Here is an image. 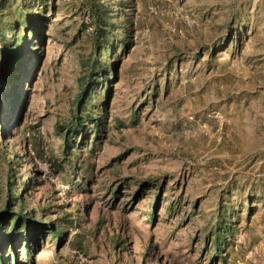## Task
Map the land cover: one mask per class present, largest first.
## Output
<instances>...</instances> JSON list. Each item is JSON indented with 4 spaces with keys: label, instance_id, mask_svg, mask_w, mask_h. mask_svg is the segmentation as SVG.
Masks as SVG:
<instances>
[{
    "label": "rangeland",
    "instance_id": "374dc122",
    "mask_svg": "<svg viewBox=\"0 0 264 264\" xmlns=\"http://www.w3.org/2000/svg\"><path fill=\"white\" fill-rule=\"evenodd\" d=\"M34 27L16 79L0 78V211L10 160L24 211L74 224L18 264H264V0H0V74ZM79 98L102 132L87 125L68 162Z\"/></svg>",
    "mask_w": 264,
    "mask_h": 264
},
{
    "label": "trees",
    "instance_id": "16d2710c",
    "mask_svg": "<svg viewBox=\"0 0 264 264\" xmlns=\"http://www.w3.org/2000/svg\"><path fill=\"white\" fill-rule=\"evenodd\" d=\"M90 13L92 20L95 22L94 25L96 26L95 36L97 38V45H101V48L107 51L109 48L106 47L105 44H100V41L103 40L107 34L106 31L109 25L106 21V14L108 13L98 5L92 6ZM36 34V27L28 31L27 36L17 30L12 41L5 44L6 61L2 73L0 74V78L4 84L12 83L16 79V72L23 67L24 57L22 56L21 50L28 43L27 40H29V36L36 39ZM100 62V59L95 58L94 66H92L91 70H94L95 64L97 65ZM93 74L94 72H91L84 82L82 95L86 96V98L94 94L92 82H94L95 79ZM17 97L14 98L15 106L18 104ZM86 106V101H82L81 98H79L74 108L75 113L72 118L60 128L63 135V155L64 159L68 162H72L74 157L77 159L79 158V155L76 154L79 150L77 149L78 145H76V143L77 140H84V131L87 129V125L90 124L92 126V130H90L89 133L93 132L95 137L94 142H98L100 133L102 132H100L101 127L99 120L94 118L95 113L91 109L88 110ZM101 110L105 111L103 107ZM8 148L9 145H6V143L3 144L2 149L4 152L9 151ZM13 165L14 163L8 160V172L6 174L8 184L7 200L3 210L0 211V264H9V255H13L14 263L18 264L17 249H19V251H24L28 258L31 257L45 235L51 236V238L58 242L64 235L62 234L64 233L62 232V227L66 225L70 227L74 224L71 218L72 215L68 213H61L60 215L54 213L55 216H59L44 221H37L32 214L26 213L24 211L21 192L24 191L25 187H28V182L21 183L15 180L16 174ZM30 180L33 181L34 178H30ZM45 211L46 209L41 208L42 213ZM219 214H221V212ZM153 217H155V215ZM222 220L223 218L220 216L213 240L216 246H220L222 240L225 239L223 236L225 232L222 229L225 224ZM23 236L26 237L23 239ZM18 246L19 248H17Z\"/></svg>",
    "mask_w": 264,
    "mask_h": 264
}]
</instances>
